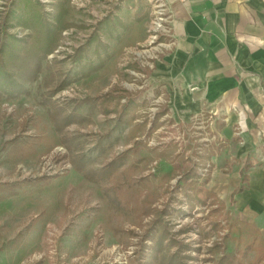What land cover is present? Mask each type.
<instances>
[{
	"label": "rangeland",
	"instance_id": "374dc122",
	"mask_svg": "<svg viewBox=\"0 0 264 264\" xmlns=\"http://www.w3.org/2000/svg\"><path fill=\"white\" fill-rule=\"evenodd\" d=\"M65 1L64 11L59 15L62 21L72 23L73 26L61 31L57 44V47H61L60 52L54 54L56 47L50 53L54 55L53 58L49 54L46 60L50 63L54 60L64 62L61 70L69 78L86 61L103 65L86 79L73 80L53 99L60 105H66L69 111L74 109L76 113L86 115L88 106L83 101L118 86L130 93L139 92L138 100L146 102L145 107L138 110L140 119L147 117L150 121L159 112L158 109L163 107V100L153 92L149 95L150 88L146 82L149 71L143 70L132 59L135 56L128 49L135 47V43L141 42L140 37H143V28L136 23L135 13L144 7L147 9L143 6L145 2L124 0L119 5L111 6L109 15L98 21L96 17L105 12L102 9L104 4L90 1L84 7V1L79 0L76 3L81 8H77L70 0ZM36 3L39 4L37 1ZM54 3L55 0L50 4L53 12ZM1 5L0 31L3 32L6 28L16 38L25 37L29 29L21 27L14 16L9 18L13 0L7 1L4 11L1 10ZM42 8L44 10L43 6ZM125 9L126 12L122 11ZM16 10L20 12V9ZM116 11H120L117 16ZM53 12H46L47 17L53 19L56 13ZM20 15L21 12L17 19ZM7 17L8 27L4 25H7ZM92 33L96 34L103 45L108 46L110 43L111 47L98 49L92 44L86 48L81 62H75L71 59L74 52L85 47ZM129 38L132 43L126 45V39ZM66 49L69 50L68 53H65ZM131 71L138 73L139 77L135 78L130 74ZM46 76L47 71L44 70L34 83L27 85V97L14 102L0 100V264H160V256H151L152 241L141 240L158 218L176 241L191 245V231L196 228L197 219L204 214L203 208L195 207L190 210L185 206L182 185L177 188L175 183L177 177L174 175L177 170L171 167L167 156L157 154L163 150L178 154L188 144L197 148L196 140L200 130L196 127L203 126L201 122H204L207 125L206 133L210 132L212 126L206 121L211 119L210 111L203 109L185 123L177 124L172 119L173 123L167 122L166 119H170L168 112L162 116L159 128L154 132L146 135L141 129L137 131L139 141L143 140L147 145L142 144L137 149H132L136 144L128 136V127L113 130L114 115L106 117L94 112L88 122L68 128L73 151L82 152L86 158L91 159L92 163L87 170L96 171L110 160L123 155L124 161L119 167L118 177L123 182L130 201L129 209L125 210L109 201L104 192V181L100 186L84 178L81 173L74 172L72 167H64V172L60 174L59 167L62 163L70 162L66 149L59 144L60 138L53 129L46 108L41 105L40 97L44 91L41 84ZM24 122H27L25 131L22 130ZM34 122H38L37 128L32 126ZM149 125L148 123L147 126ZM39 134L42 135L40 145L31 158L12 163L2 159L6 154L3 147H8L11 140ZM107 134L109 136L104 137ZM192 150L187 151L190 153ZM252 157L257 156L254 154ZM208 169L209 176L203 178L208 179L206 185L201 184L203 179L197 182L199 188H202L199 195L201 199H206L205 193L213 190L214 186L213 169ZM166 173L170 177L161 186V177ZM17 184L19 186L14 193H10L7 186ZM201 228L199 231H208L206 224H202ZM184 229L186 231L182 235L181 231ZM222 232L224 234L223 230ZM244 232L246 234L247 230ZM236 235L237 232L232 230L231 237L225 241H220L217 235L204 239L199 235L198 240L195 239L191 245L193 248L195 244L199 245L195 248L199 252L195 250L193 255L191 249H188L177 255L186 254L198 259L196 262L186 260V264H204L203 259L209 257L207 252L209 253L211 246L219 243L220 248L214 254H234L238 248ZM126 249L132 254L122 263L124 260H120L119 254ZM170 253H176V249H172ZM252 258V254L247 255L242 260L243 264H248Z\"/></svg>",
	"mask_w": 264,
	"mask_h": 264
},
{
	"label": "crops",
	"instance_id": "0c3cea01",
	"mask_svg": "<svg viewBox=\"0 0 264 264\" xmlns=\"http://www.w3.org/2000/svg\"><path fill=\"white\" fill-rule=\"evenodd\" d=\"M167 8L174 44L148 70L149 95L162 98L176 124L210 111L206 134L219 140L207 149L214 183L208 191L264 241V0H167ZM139 11L143 37L136 45L145 40L147 20ZM246 161V187L233 194Z\"/></svg>",
	"mask_w": 264,
	"mask_h": 264
},
{
	"label": "trees",
	"instance_id": "16d2710c",
	"mask_svg": "<svg viewBox=\"0 0 264 264\" xmlns=\"http://www.w3.org/2000/svg\"><path fill=\"white\" fill-rule=\"evenodd\" d=\"M66 3L67 1L65 0H55L53 7L56 13L53 19H50L47 17L42 6L37 4L35 0H13V9L9 18L14 16L21 27L29 29V33L23 38H16L13 34H9L6 28L3 29V32L0 31V100L14 102V100H18L19 98L27 97L29 95L27 85L34 83L39 75L46 70L47 76L44 77L41 84L42 88H44L43 94L40 97L41 105L46 108L53 129H55L60 138L59 144L64 146L69 155V162L73 171L81 173L84 178L86 177L98 185L104 181V187H106L104 192H106L109 201L120 208L128 210L130 201L128 200L125 186H123V182L118 177L119 167L124 161L123 155L110 160L96 171L87 170L92 163L91 159L86 158V155L82 152L75 153L73 151L71 141L69 142L71 136L68 128L74 124L88 122L94 112H99L106 117L114 115L113 130L118 131L124 127H128V136L136 144V146L133 145L132 149L134 147L137 149L144 144L147 146L145 141H139L137 131L141 129L142 133L146 135L154 132L159 128L160 119L168 111L163 105L150 121H148L147 117L141 120L138 110L144 108L146 102L138 100L137 96L139 92L130 93L126 90H121L118 86L111 88L100 96L83 101L82 103L88 106L86 115L76 113L74 109L69 111L66 105H60L58 101L53 99L60 90L73 83V80L78 78L86 79L91 74L99 71L103 65V63L94 65L92 62L86 61L81 67L80 64L79 70L73 74L72 78H69L61 70L64 62L54 60L50 63L46 60L47 55L56 49L61 31L73 26L72 23L62 21L59 15L60 12L64 11ZM16 9H20L21 12L18 19L17 16L20 12ZM142 10L144 13V9ZM135 16L137 22L144 18L143 15L141 16L140 11H137ZM9 18L7 17L6 20L7 25L4 24L6 27H8ZM92 44L95 45V48L101 49L102 47L107 49L96 34L92 33L85 47L78 48L71 59L75 62H81L86 48ZM133 68L136 67L133 66ZM166 120L170 124L173 123L171 119ZM148 123L150 124L149 127L147 126ZM26 124L27 122L22 124L23 131H25L24 127ZM32 126L37 128L38 122L32 123ZM108 136L109 134L104 137ZM41 138L42 135L39 134L11 140L8 147H3L6 154L2 159L12 163L17 160L31 158L36 153V147L40 145ZM101 143L103 144V142ZM189 149H193L192 152L189 153L187 151ZM133 151L137 152V150ZM153 151H156V149ZM158 152L157 155L159 156H167L170 159L171 167L177 170V174L174 175L175 178L177 177L175 183L177 184V188L182 185L181 189L183 191L185 206L190 210H194L195 207L203 208L204 214L195 223L198 230L202 224H206L208 231L206 233L203 230L199 231L201 238L204 239L209 238L211 235H217L220 241H225L231 237L232 230L237 232V234L240 232L235 239L238 248L234 254L229 255L225 253L219 256L218 254H214V251L220 248L221 243L215 244L211 246L209 253L207 252V256L209 257L203 259V262L207 264H243L242 260H245L247 255L252 254L254 257L248 264H264V241L259 239L255 229L252 231L247 224L243 223L238 225L237 221L232 219L228 209L220 204V201L214 198L211 192L205 193L206 199L199 198L202 188H199L197 182L207 175L209 176L208 172L210 169L208 168L210 167L209 162L212 155L210 151L203 144L198 143L197 148L191 147L189 144L185 145L183 152L178 154L167 150ZM205 169L207 170L206 172H204ZM248 171L249 168L246 161L240 172L241 184L234 190L233 194L245 189ZM94 176L97 177L94 179ZM169 177V174H164L161 177L160 185L163 186V183L167 182ZM207 181L208 179L205 178L201 184L206 185ZM17 186L19 184L7 186V189L10 190V193H14ZM243 228H249L250 233L243 236ZM185 231L186 229L181 231V233L185 234ZM147 239L152 241L153 244L151 256L154 258L156 255L160 256L158 258L160 264H186V260L195 259L186 254L179 256L181 253L188 251L190 246L182 241H176L173 235L169 233L166 225H163L160 218L154 220L150 226V231L146 232L141 240ZM174 248L176 249V253H170ZM195 250L199 251L198 249Z\"/></svg>",
	"mask_w": 264,
	"mask_h": 264
},
{
	"label": "built area",
	"instance_id": "2783aa9c",
	"mask_svg": "<svg viewBox=\"0 0 264 264\" xmlns=\"http://www.w3.org/2000/svg\"><path fill=\"white\" fill-rule=\"evenodd\" d=\"M7 1L8 0H0V4H2L1 5L2 11H4V6L6 5ZM36 1L44 7V11H46L47 13L53 12L50 8V4L53 2V0H36ZM70 1H71V4H73L75 7L81 8L76 3L79 0H70ZM83 1L84 2L82 3V5H84V7L90 1H92V3L96 2V3L104 4L102 9H104L105 12H103V13L101 12L100 15L96 17L99 21L103 17L109 15V9L111 6L114 7V5H116V4L119 5L124 0H83ZM141 1L145 2V4L143 6H146V8H147V9H145V7L143 8L144 10H146V14H147V20H146V26H145V32H144L145 40L142 44H137L135 47H132L131 50H129V51L131 54H134V56H135V57H132V59L135 60L136 63L139 64V66L143 70L146 71V70L153 69V67H152L153 63L158 60L160 54L163 53L164 50L170 49L173 46V44H174V37H173V32H172V23L173 22H172L171 11L169 10V8H167V0H141ZM181 1H183V0H181ZM112 10L113 9H111V11ZM83 12H84V10H83ZM93 15H95V14L93 13ZM20 36H22V33ZM137 46H139L140 49H137ZM133 48H134V50H132ZM60 49H61V47L58 46L57 51H55L54 54H57V52H60ZM68 52H69V50L66 49L65 53H68ZM53 56H54L53 54H50V58L51 57L53 58ZM130 74H132L135 78L139 77L138 73H134L131 71ZM141 77L144 78V75L141 74ZM210 122H211V119H210ZM210 124L211 123H209V125ZM201 125H203V126L196 127L198 130H200V133L197 134L199 136V138H197V140L196 139H194V140L198 141V143L203 144L204 147H206V148L211 146L212 143L216 144L219 140L217 135L216 134H206L205 130H206L207 125L205 126L204 122H201ZM65 154H66V152H65ZM60 156H63V155H60ZM62 164L63 165H61V167H59L57 165L60 168L59 169V172L61 171L60 174H62L64 172V169H63L64 167L71 168L70 163H68V162H63ZM207 168H208V165H207ZM206 171L207 170L205 169L204 172H206ZM53 172L56 173V171H53ZM191 233H193V236H191L192 241L190 243H191V245H193L192 244L193 241L195 239L198 240L197 237H199V230L195 228L194 230L191 231ZM191 245H189L190 249H191L190 252H193L192 254L194 255L196 253L195 248H197V246H199V245L195 244L194 248L191 247ZM197 252H199V251H197ZM131 254H132V252L128 249L122 251V253L119 254L120 260L121 259L124 260V262H122V263H125V261H126L125 258ZM193 258H195V259L189 260V261H195L196 262L198 260L196 257H193ZM204 264H207V263H204Z\"/></svg>",
	"mask_w": 264,
	"mask_h": 264
}]
</instances>
